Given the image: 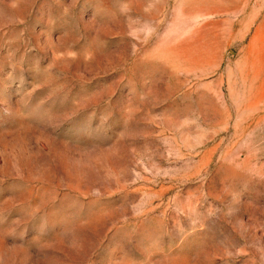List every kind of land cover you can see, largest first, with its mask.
Returning a JSON list of instances; mask_svg holds the SVG:
<instances>
[{
    "label": "rangeland",
    "instance_id": "374dc122",
    "mask_svg": "<svg viewBox=\"0 0 264 264\" xmlns=\"http://www.w3.org/2000/svg\"><path fill=\"white\" fill-rule=\"evenodd\" d=\"M0 264H264V0H0Z\"/></svg>",
    "mask_w": 264,
    "mask_h": 264
}]
</instances>
